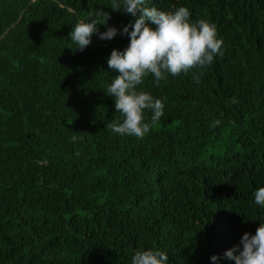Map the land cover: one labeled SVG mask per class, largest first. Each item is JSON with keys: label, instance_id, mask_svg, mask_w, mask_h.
Returning a JSON list of instances; mask_svg holds the SVG:
<instances>
[{"label": "trees", "instance_id": "trees-1", "mask_svg": "<svg viewBox=\"0 0 264 264\" xmlns=\"http://www.w3.org/2000/svg\"><path fill=\"white\" fill-rule=\"evenodd\" d=\"M112 2L0 0V264H132L142 249L235 264L224 253L264 221V0H145L188 7L224 43L206 69L145 77L167 100L143 139L106 127L122 120L107 60L135 20ZM99 8V31L120 32L80 51L69 33Z\"/></svg>", "mask_w": 264, "mask_h": 264}, {"label": "clouds", "instance_id": "clouds-1", "mask_svg": "<svg viewBox=\"0 0 264 264\" xmlns=\"http://www.w3.org/2000/svg\"><path fill=\"white\" fill-rule=\"evenodd\" d=\"M110 8L130 14L135 20L123 28V34L130 36L128 46L123 50L114 48L107 60L108 68L115 75L105 92L115 98V109L122 120L116 119L106 127L114 134L143 139L164 115L167 100V97L155 98L150 92L139 89L145 77L151 75L159 86L169 74L178 76L193 69H206L217 55H223V38H218L214 23L204 19L193 21L186 6L162 11L154 6L146 7L145 0H122V5L119 0H113ZM110 15L99 8L89 13L87 22H77L69 33L76 49L83 51L91 44L94 34L101 40L114 38L120 32L115 26L99 31V25H107L108 22L103 21H108ZM196 79L198 82L199 76ZM230 103H237L236 98ZM146 111L152 114L150 120L146 119ZM220 124L217 119L210 127ZM76 139L72 137L73 142ZM254 197L255 204L264 207V187L258 188ZM224 256L235 264H264V221L255 234L245 232L240 243L228 249ZM219 259L218 255L211 257L214 262ZM132 264H170V261L165 251L142 249L135 252Z\"/></svg>", "mask_w": 264, "mask_h": 264}]
</instances>
